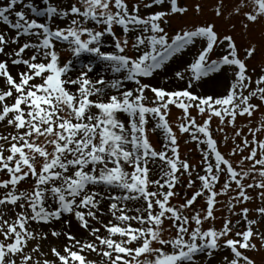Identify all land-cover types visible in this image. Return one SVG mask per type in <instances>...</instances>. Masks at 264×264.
<instances>
[{
    "label": "snow or ice",
    "instance_id": "snow-or-ice-1",
    "mask_svg": "<svg viewBox=\"0 0 264 264\" xmlns=\"http://www.w3.org/2000/svg\"><path fill=\"white\" fill-rule=\"evenodd\" d=\"M142 7L151 11L142 16ZM242 8L250 9L244 15L251 23L264 18V0H247L236 13ZM187 12L180 0H138L131 9L127 0H0L6 29L0 30V128L11 129L0 134V264H98L91 254L102 264H215L218 254L220 264H256L246 252L259 251L257 239L264 245V232L255 227L264 221V206L256 209L258 219H249L244 207L232 213L241 217L235 224H204L216 220L217 197L233 184L230 210L253 199L250 188L264 202V123L249 127L243 147L232 149L233 156L250 150L237 167L214 138L225 123L235 127L238 116L259 111L252 100L264 102V75L252 88L236 41L221 38L214 24L170 34L168 18ZM255 52L246 49V57ZM63 53L70 54L67 61ZM188 54L192 60L174 70ZM170 71L186 87L153 85ZM172 106L183 113L179 133L201 154L199 171L181 157ZM214 118L221 127H211ZM150 132L161 138L159 150ZM184 175L188 189L199 181L198 190L173 205ZM22 183L31 189L21 191ZM201 197L206 207L198 210ZM72 218L88 239L72 234ZM33 223L50 230L38 236ZM57 223L65 227L57 230ZM49 236L65 243L43 252Z\"/></svg>",
    "mask_w": 264,
    "mask_h": 264
},
{
    "label": "rangeland",
    "instance_id": "rangeland-1",
    "mask_svg": "<svg viewBox=\"0 0 264 264\" xmlns=\"http://www.w3.org/2000/svg\"><path fill=\"white\" fill-rule=\"evenodd\" d=\"M203 1L204 2L198 1V0H180L181 5L188 7L189 10L183 16L176 15L177 17H175L173 20H170L171 23L170 22L169 23L171 24V26L168 28L169 33L174 34V30H179L181 27L190 28L193 25L214 24L215 30H217L221 38H223V36L225 35H231L236 41L238 50H239V56L242 60H246L247 67L249 69V74L252 76V79H253L252 88H255L256 85L254 81L260 76L264 75V18L258 20L255 23H251L247 21L244 15L245 12L250 10L249 8H242L239 14L236 13L237 6L246 3L247 0H203ZM64 2L67 3L68 0H64ZM127 2L129 4V7H132V5L137 3L138 0H127ZM144 2H148V0H144ZM197 5L200 6L199 12H197L196 10ZM218 9L222 12V15H217ZM150 11L151 10H145L142 7L141 15L142 16L147 15L148 12ZM0 30H6L5 26L0 24ZM116 30L119 35L121 30L118 28ZM252 46L256 47V52L253 54V56L250 59H248L246 57V49ZM58 48H59V45H58ZM69 58H70L69 53H63V59L65 61H67V59ZM192 58H193V54L185 55L182 61H177V63L173 65L174 70H177V71L182 70L183 62L190 61L192 60ZM228 76H229V80H231L232 79L231 73H229ZM152 83L154 86L164 87L168 90H179V89H183L184 87H186V84L184 81H180V80L173 78V73L171 71L168 73L166 78L164 76H159L155 80H153ZM128 86L133 87L134 85L129 84ZM201 91L202 90L197 89V94H200ZM219 91L223 92V88H221ZM245 95H247V91L245 92ZM147 96L149 97V101H150L152 99L153 94L151 92H148ZM252 103L258 104L260 105V107H262L256 113L264 114V102H261L260 100L256 98H253ZM256 113L251 118H249L246 115L238 116L236 123H235V127L225 123V126H223L222 132H219V131L214 132V137L218 142V146L221 152L226 156V158L232 161L234 167H237L240 164L242 157L244 155H248L250 150L245 149L243 153H240L239 149H237V154L233 156L231 154L232 149L235 148L237 144L243 147V135H246L248 133L249 127H257L261 123H264V119L259 118ZM177 114H180V113H177V111L170 112V115H169L170 122H172L171 119L176 117ZM121 118L126 120V117L123 114H121ZM151 127L152 125L150 124L149 129H151ZM211 127L213 129H217L221 127L220 121L218 118L213 119ZM241 129L243 130L242 136L236 137L235 132ZM9 131H11V129L0 128V134H6ZM225 135H227L228 137L226 143L224 142ZM260 135H261V138H264V133H261ZM178 137H179L178 138L179 142L183 140L181 135ZM150 139L152 143L154 142L153 144L156 146L158 150L162 147L161 138L156 133L150 132ZM249 139L251 140V136H249ZM188 143H189L188 147L185 148V152L187 156L185 155L184 159H187L189 163L193 167L197 168V170L199 171L201 154L195 142L189 139ZM249 167H250V164L248 162H245L244 168L247 169ZM188 179L189 177L187 175L182 176L181 177L182 183L180 185H177V188H176V190H178V193H179L177 195V198H180L183 196V198L180 199L181 202H185L186 199H190L191 198L190 196H192V193L198 190L199 181H197V187H194V190L192 189V193L191 192L186 193L189 190L186 186ZM192 179H195V176H193ZM256 179L259 180V177H256ZM252 182L253 181L251 178L244 181L245 184L252 183ZM31 187H32L31 184L22 183L20 185V190L21 191L30 190ZM232 188H235L234 184ZM259 191L260 190L256 188L248 189L247 193L249 196H252L253 199L248 201L247 203L240 204L239 206H237L238 205L237 204L233 212L239 213L241 209L245 207V205L248 208H254V209L264 206V202H262L259 197ZM236 195H237V192L235 190V193L233 195L224 199L225 201L224 203L226 204L223 205L222 209H225L228 212H231L229 211V208L231 207V204L234 203V201H232L231 198ZM198 202H199V198L197 199L196 204L193 206L196 209H199ZM172 203L173 205H177L174 202ZM203 206H204V203L202 205L200 204L201 209ZM254 209H250V212L248 214L249 219H258L257 212ZM187 211H190V210H187ZM216 213L217 211L214 210V214L217 219L218 214ZM10 216H11V213H9V215L6 216L5 218L8 219L10 218ZM65 219H68V217H65ZM240 219L241 217L239 215H234V217L231 218V220L233 221V224H235L236 221ZM224 220L222 221L223 223H224ZM105 222H107V218H105ZM209 224H210L209 227L211 226L215 227V225H218L219 228L221 227L220 222L211 221V223ZM96 226L100 227L99 224H96ZM165 226L168 227L169 225L166 224ZM32 227L36 229L38 236L41 232H49L50 230V226L36 225L35 223H33ZM55 227L57 228V230H61L65 227V225L57 223ZM255 227H258L261 232H264V221H262L260 224H258ZM204 228L207 229L208 227H204ZM239 230H244L243 221H241ZM71 232L73 235H76L78 239L82 237L85 239L89 238L88 234L82 228H80L79 222L76 221L74 218H72ZM257 241L261 243L260 240L257 239ZM41 243L43 245L42 251L49 252L51 246H56L58 248L61 247L65 243V238L63 236H61L60 238L49 236L48 240H44ZM44 258H45L44 256H40L41 261H43ZM47 258L54 259V257L50 255ZM88 258L97 260L98 264H102V261L100 260V258L97 257L95 254L89 255ZM255 258L257 259V263L264 264V254L263 256L258 255ZM221 259H222L221 255L219 254L216 255L215 264H220ZM200 264H208V261L203 260L200 262Z\"/></svg>",
    "mask_w": 264,
    "mask_h": 264
}]
</instances>
